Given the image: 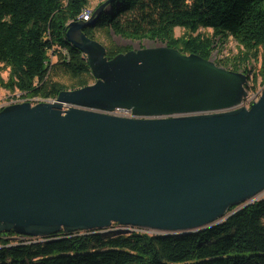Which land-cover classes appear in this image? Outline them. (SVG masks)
I'll list each match as a JSON object with an SVG mask.
<instances>
[{
	"label": "water",
	"instance_id": "water-1",
	"mask_svg": "<svg viewBox=\"0 0 264 264\" xmlns=\"http://www.w3.org/2000/svg\"><path fill=\"white\" fill-rule=\"evenodd\" d=\"M86 25L66 39L96 82L0 111V234L185 236L264 200V91L244 107L249 76L165 45L109 60Z\"/></svg>",
	"mask_w": 264,
	"mask_h": 264
},
{
	"label": "trees",
	"instance_id": "trees-1",
	"mask_svg": "<svg viewBox=\"0 0 264 264\" xmlns=\"http://www.w3.org/2000/svg\"><path fill=\"white\" fill-rule=\"evenodd\" d=\"M90 0H0V88L29 99L56 100L67 88L60 73L81 89L95 82L86 56L66 39ZM106 8L83 28L127 40L160 42L183 55L212 61L218 42L233 38L243 53L221 68L249 76L241 63L259 62L264 47V0H106ZM101 4V5H102ZM99 5L94 12L101 6ZM177 28L185 31L175 37ZM200 30H211L204 35ZM107 58L132 51L114 42ZM57 57L56 63L52 61ZM9 69L8 80L2 78ZM264 70V66H263ZM263 74V73H262ZM255 82L258 75L254 74ZM249 88L246 86V89ZM236 208H231V212ZM117 227V226H115ZM14 232L0 234V264H264V200L237 212L223 224L185 236L63 231L45 241L14 243ZM25 238V237H21Z\"/></svg>",
	"mask_w": 264,
	"mask_h": 264
},
{
	"label": "rangeland",
	"instance_id": "rangeland-1",
	"mask_svg": "<svg viewBox=\"0 0 264 264\" xmlns=\"http://www.w3.org/2000/svg\"><path fill=\"white\" fill-rule=\"evenodd\" d=\"M104 1L106 0H90L88 8L94 11ZM184 33L185 31L183 29L177 28L175 30V37L181 38L184 35ZM200 33L210 36L212 34V31L211 30H200ZM95 37H96L95 40L101 43L105 47L109 45L110 42H114L116 45L121 46V47H129L132 50L155 48V47L162 45L160 42H154L150 40H144L140 42V41L127 40V39H124L116 35L107 36L104 32H97ZM216 46L217 48L213 52V56H212L213 62L220 61V60L232 61L234 58L238 57L241 53H243L242 48L238 45V43L233 38H230L228 41L224 43L218 42ZM259 52H260V58H259L258 63H255L254 61H249L247 63L240 64V67L242 68V70L248 69L252 71V74L250 75V78L247 84L249 88L246 89L248 92V97L246 99L247 106L250 105V103L252 104V102L258 101L262 95V92L264 91V70H263L264 47L261 48ZM52 61L56 63L57 57H53ZM254 74L258 75L257 82H255ZM8 77H9V69H4V71L2 72V78L5 81H7ZM54 81L64 85L67 88V91L77 90V89H74V88H77L73 86L74 81L70 77L65 76L62 73H60L57 77H54ZM95 82H92L90 85L94 84ZM17 95L20 96V93L18 91L13 93V92H9L7 90L0 88V104H7L10 101H13L14 99L12 98L17 97ZM119 229L120 227H115V226L113 227V230H115V232L116 230H119ZM35 239L14 237L12 238V241L14 243L20 242L21 240L25 242H30V241H34Z\"/></svg>",
	"mask_w": 264,
	"mask_h": 264
},
{
	"label": "bare ground",
	"instance_id": "bare-ground-1",
	"mask_svg": "<svg viewBox=\"0 0 264 264\" xmlns=\"http://www.w3.org/2000/svg\"><path fill=\"white\" fill-rule=\"evenodd\" d=\"M89 10H91V9L87 8L86 10L83 11L82 15L79 18V21H83V16H88ZM93 15H94V13L91 14V17H88L87 20H84L83 22L91 21L93 18ZM12 99H14V100L10 101L7 104H0V106H13V105H17V104L26 103V102H30L33 105L34 104L36 105V104H39L40 102L41 103H54L56 101V100H51V99L46 100V99H41V98L29 99V98H26L25 96H23L22 94H20V96L17 95V97H15V98L13 97ZM243 106L250 108L251 103H250V105L247 106L246 101H245Z\"/></svg>",
	"mask_w": 264,
	"mask_h": 264
},
{
	"label": "built area",
	"instance_id": "built-area-1",
	"mask_svg": "<svg viewBox=\"0 0 264 264\" xmlns=\"http://www.w3.org/2000/svg\"><path fill=\"white\" fill-rule=\"evenodd\" d=\"M93 13H94L93 10H89L88 16H83V21L84 20H87L88 17H91V14H93ZM252 103H254V102H252ZM6 107H9V106H0V111L3 110V109H5ZM111 114L117 115V116H122V117H127V118L141 119V117L135 116L133 114V112L130 111V110L118 109V110H116L115 112H113Z\"/></svg>",
	"mask_w": 264,
	"mask_h": 264
}]
</instances>
